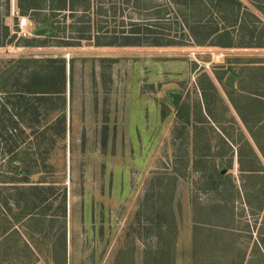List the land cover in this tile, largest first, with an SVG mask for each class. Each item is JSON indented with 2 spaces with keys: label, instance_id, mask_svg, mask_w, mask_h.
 Here are the masks:
<instances>
[{
  "label": "rangeland",
  "instance_id": "374dc122",
  "mask_svg": "<svg viewBox=\"0 0 264 264\" xmlns=\"http://www.w3.org/2000/svg\"><path fill=\"white\" fill-rule=\"evenodd\" d=\"M239 1L264 23L252 0ZM253 1L264 7V0ZM98 2L106 14L95 19L104 30L157 19L159 28L181 35L173 21L158 20L172 19L165 0H146L147 10L123 0ZM23 17L28 25L20 29ZM6 23L16 37L0 48L3 72L19 59L66 61V134L58 137L54 125L61 101L45 98L34 101L37 131L0 136L1 199L15 215L1 209L0 264H264V148L248 130L264 123V48L97 47L92 41L63 48L57 39L48 47H22L16 42H47V25L27 16ZM81 26L66 32L76 35ZM39 29L44 37L34 36ZM0 98L4 112L18 119L17 98ZM178 117L191 127L174 131ZM26 178L27 185L54 192L21 221L7 197L18 186L13 182Z\"/></svg>",
  "mask_w": 264,
  "mask_h": 264
},
{
  "label": "trees",
  "instance_id": "16d2710c",
  "mask_svg": "<svg viewBox=\"0 0 264 264\" xmlns=\"http://www.w3.org/2000/svg\"><path fill=\"white\" fill-rule=\"evenodd\" d=\"M165 1L167 13L173 12L172 19H169L171 15L167 19L165 15V17L159 16L158 20L173 21L181 33L180 37L172 36L159 28L157 19L152 24L132 19L127 27L119 32L104 30L102 26L98 27L102 21L95 19V16L101 17L106 14L102 11V4H99L98 0H4V13L0 19V48L13 44L16 34H12L6 20L10 17L16 20L18 16H27L36 25H47L49 33L47 37L42 38L48 41H42L40 45L32 44L35 40H40L37 38L23 40L22 44L16 42L18 45L15 46L22 47H48L51 46L49 40L57 39L59 43L56 46L63 48L79 47L82 41H92L97 47H182L193 44L223 49L264 48V23L239 0ZM145 2L146 0H123L125 6H132L134 10H147L148 6ZM250 3L264 16L262 5L258 6L253 0ZM73 18H79V20L73 23L70 21L67 27V20ZM249 20L251 21L248 22ZM79 23L82 26L77 28L76 35L67 34V29L69 31V28L73 29ZM53 30H56L55 33ZM9 63L12 65L8 70L9 73L3 72L0 67V96L8 94L10 97H16V102L12 105L15 111L20 109L22 114L14 120V117L6 114L0 105V136H3V131L6 130H19L20 136L31 135L26 134L27 131H37L41 126V121L34 101L41 103L47 100L45 98H55L61 101L59 109H55L56 114L59 113L54 118L56 134L58 137H65L66 118L63 111L66 104L64 96L66 61L46 58L19 59ZM71 68L70 65V71ZM4 115L7 118H4ZM177 120L174 131H178L181 124L191 127L189 121L184 122L180 117ZM184 126L181 130L186 131L185 135L188 138L189 131ZM14 146L16 147V142ZM13 149L12 146L9 153ZM217 177L221 178L220 172L217 173ZM3 183L0 181V184ZM15 183L18 185L13 189L15 193H10L7 198L12 199V206L21 211V221L32 218L37 208L45 204L49 199L48 196L54 192L53 187L27 185L30 184L27 178L13 182ZM2 191L0 186V216L2 215L1 209L6 208L15 219L12 208L7 207L8 203L2 204ZM65 197L63 193L59 201L63 213L62 218L65 217Z\"/></svg>",
  "mask_w": 264,
  "mask_h": 264
},
{
  "label": "crops",
  "instance_id": "0c3cea01",
  "mask_svg": "<svg viewBox=\"0 0 264 264\" xmlns=\"http://www.w3.org/2000/svg\"><path fill=\"white\" fill-rule=\"evenodd\" d=\"M240 119H241V117H240ZM242 120L245 122V124H246L245 126H249L248 122L245 120V118L241 119V121ZM262 120H264V119H262ZM254 126H255V127H253L254 129H251L248 127V130L251 131L252 137L255 141V142L254 141H252V142L254 145L258 146L261 151H263V148H264V127H263L264 123L261 121V122L255 124ZM261 146H263V148Z\"/></svg>",
  "mask_w": 264,
  "mask_h": 264
},
{
  "label": "built area",
  "instance_id": "2783aa9c",
  "mask_svg": "<svg viewBox=\"0 0 264 264\" xmlns=\"http://www.w3.org/2000/svg\"><path fill=\"white\" fill-rule=\"evenodd\" d=\"M14 15V13H13ZM28 25V20L27 18L23 17V18H20L18 23H17V26L20 28V29H23L25 27H27Z\"/></svg>",
  "mask_w": 264,
  "mask_h": 264
},
{
  "label": "water",
  "instance_id": "95a60500",
  "mask_svg": "<svg viewBox=\"0 0 264 264\" xmlns=\"http://www.w3.org/2000/svg\"><path fill=\"white\" fill-rule=\"evenodd\" d=\"M46 35V30L44 29H39L37 31H35L34 36L35 37H44ZM174 103H177V97H175V99L173 100Z\"/></svg>",
  "mask_w": 264,
  "mask_h": 264
}]
</instances>
